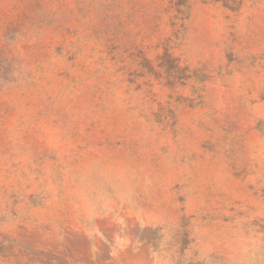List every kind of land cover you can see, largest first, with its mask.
I'll return each mask as SVG.
<instances>
[{"label":"rangeland","instance_id":"rangeland-1","mask_svg":"<svg viewBox=\"0 0 264 264\" xmlns=\"http://www.w3.org/2000/svg\"><path fill=\"white\" fill-rule=\"evenodd\" d=\"M0 264H264V0H0Z\"/></svg>","mask_w":264,"mask_h":264}]
</instances>
